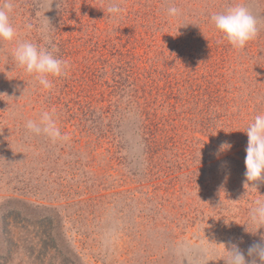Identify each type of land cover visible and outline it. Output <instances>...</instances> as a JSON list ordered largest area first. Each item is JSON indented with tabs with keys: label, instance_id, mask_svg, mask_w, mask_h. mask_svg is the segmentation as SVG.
Returning <instances> with one entry per match:
<instances>
[{
	"label": "rangeland",
	"instance_id": "1",
	"mask_svg": "<svg viewBox=\"0 0 264 264\" xmlns=\"http://www.w3.org/2000/svg\"><path fill=\"white\" fill-rule=\"evenodd\" d=\"M237 3L259 21L243 49L211 21ZM44 17L70 63L52 89L0 41V264H226L231 243L248 259L264 240L243 132L264 113V0H15L20 40L43 44ZM53 110L66 142L24 127Z\"/></svg>",
	"mask_w": 264,
	"mask_h": 264
},
{
	"label": "clouds",
	"instance_id": "2",
	"mask_svg": "<svg viewBox=\"0 0 264 264\" xmlns=\"http://www.w3.org/2000/svg\"><path fill=\"white\" fill-rule=\"evenodd\" d=\"M14 8L15 0H0V41L15 42L11 54L16 65L31 74L43 89L50 90L53 88V80L50 78L66 77L70 70V63L58 57L59 49L52 40L54 27L46 17L37 29L43 44L20 40L18 29L12 20ZM106 11L112 19H117L122 8L118 3L112 2L108 4ZM167 13L169 16L176 17L181 15V9L172 5L168 7ZM211 21L223 34V38L235 49H243L248 42L256 39L259 33L257 17L243 3L234 4L222 12L212 14ZM25 27L31 31L34 25L28 23ZM24 127L28 133L36 136L43 135L54 143L66 142L70 139L67 134H62L57 126L54 110L41 112L38 120H27ZM243 132L248 138L245 185L257 190L258 183L264 182V113L256 115ZM231 147L230 143H222L217 156L229 151ZM249 220L252 224L264 227V201H256V206L249 212ZM226 249V264H264V240L254 243L247 249L248 259L238 244L231 243Z\"/></svg>",
	"mask_w": 264,
	"mask_h": 264
},
{
	"label": "trees",
	"instance_id": "3",
	"mask_svg": "<svg viewBox=\"0 0 264 264\" xmlns=\"http://www.w3.org/2000/svg\"><path fill=\"white\" fill-rule=\"evenodd\" d=\"M47 219H50V218H47Z\"/></svg>",
	"mask_w": 264,
	"mask_h": 264
}]
</instances>
